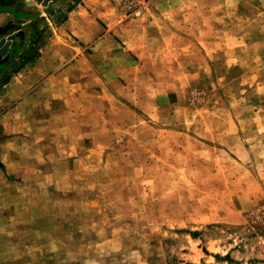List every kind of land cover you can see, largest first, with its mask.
I'll use <instances>...</instances> for the list:
<instances>
[{
	"label": "rangeland",
	"instance_id": "rangeland-1",
	"mask_svg": "<svg viewBox=\"0 0 264 264\" xmlns=\"http://www.w3.org/2000/svg\"><path fill=\"white\" fill-rule=\"evenodd\" d=\"M102 5L0 88V264H264V0Z\"/></svg>",
	"mask_w": 264,
	"mask_h": 264
},
{
	"label": "crops",
	"instance_id": "crops-1",
	"mask_svg": "<svg viewBox=\"0 0 264 264\" xmlns=\"http://www.w3.org/2000/svg\"><path fill=\"white\" fill-rule=\"evenodd\" d=\"M103 2L104 0H48L43 5L37 0H15L13 5L1 7L0 26L12 21L13 31L20 30L22 37L15 36L8 44L6 56L0 59L1 70L15 65L13 68L15 72L11 73L6 83L0 84V88L8 85L11 78H16L25 70H33L37 73L49 72L52 66L57 64L56 57L59 51L56 41L71 44L66 36H69V33L74 34L75 25L85 27L86 19L90 16L94 23L92 21L91 26L82 28L83 40L79 39L80 44L77 48H82L84 40L88 37L109 34L111 30L106 22L109 18L104 16V13L101 15L105 12ZM100 23L105 26H100ZM69 48L71 49L63 48L59 52L60 55L64 58L72 57L74 54L72 45H69ZM59 63L65 64V60ZM39 77L40 75H34V79ZM27 85V82L23 81L16 93L26 90Z\"/></svg>",
	"mask_w": 264,
	"mask_h": 264
},
{
	"label": "water",
	"instance_id": "water-1",
	"mask_svg": "<svg viewBox=\"0 0 264 264\" xmlns=\"http://www.w3.org/2000/svg\"><path fill=\"white\" fill-rule=\"evenodd\" d=\"M43 5L46 4L48 0H37ZM15 0H0V8L4 6L13 5ZM32 4V3H31ZM14 23L12 21L6 22V24L0 26V59L6 56V50L10 41L15 37H22L20 30H14ZM13 31V32H12Z\"/></svg>",
	"mask_w": 264,
	"mask_h": 264
},
{
	"label": "built area",
	"instance_id": "built-area-1",
	"mask_svg": "<svg viewBox=\"0 0 264 264\" xmlns=\"http://www.w3.org/2000/svg\"><path fill=\"white\" fill-rule=\"evenodd\" d=\"M113 6L122 14L130 13L131 15L139 14L151 0H111Z\"/></svg>",
	"mask_w": 264,
	"mask_h": 264
},
{
	"label": "trees",
	"instance_id": "trees-1",
	"mask_svg": "<svg viewBox=\"0 0 264 264\" xmlns=\"http://www.w3.org/2000/svg\"><path fill=\"white\" fill-rule=\"evenodd\" d=\"M69 9V8H68ZM28 59L26 58V60L25 61H27ZM12 72H15V70H13ZM8 78L9 77H5V78H3V80H2V82H1V84H4V83H6L7 81H8Z\"/></svg>",
	"mask_w": 264,
	"mask_h": 264
}]
</instances>
